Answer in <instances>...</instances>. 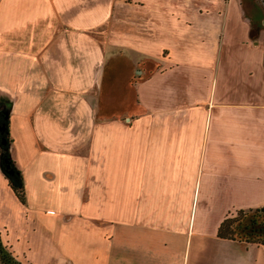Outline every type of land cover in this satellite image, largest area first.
<instances>
[{
	"label": "crops",
	"instance_id": "obj_1",
	"mask_svg": "<svg viewBox=\"0 0 264 264\" xmlns=\"http://www.w3.org/2000/svg\"><path fill=\"white\" fill-rule=\"evenodd\" d=\"M255 0H0V240L22 264H264L221 239L264 208V19ZM134 102L107 116L106 70ZM124 76L121 81L124 80Z\"/></svg>",
	"mask_w": 264,
	"mask_h": 264
},
{
	"label": "trees",
	"instance_id": "obj_2",
	"mask_svg": "<svg viewBox=\"0 0 264 264\" xmlns=\"http://www.w3.org/2000/svg\"><path fill=\"white\" fill-rule=\"evenodd\" d=\"M12 139L9 133V119L6 115L0 113V168L7 181V184L13 192L16 199L25 204V190L24 182L20 171L16 168L14 162L10 158L9 149ZM264 213L263 209L257 210H238L226 216L217 230V236L221 239L238 240L247 243H256L264 245V240L259 238H244L237 237L236 231L240 228V224L247 217L248 214ZM237 225V226H235ZM247 227H244L246 229ZM0 264H22L17 261L12 254L8 251L7 247L3 245L0 240Z\"/></svg>",
	"mask_w": 264,
	"mask_h": 264
},
{
	"label": "rangeland",
	"instance_id": "obj_3",
	"mask_svg": "<svg viewBox=\"0 0 264 264\" xmlns=\"http://www.w3.org/2000/svg\"><path fill=\"white\" fill-rule=\"evenodd\" d=\"M260 7L264 19V0H255ZM116 67H109L105 73L104 87L100 96L99 106L107 116L122 112L134 102L132 90L125 84V80L132 81L137 77L134 70H130L125 63ZM125 77L123 81L121 79ZM237 226V225H235ZM244 227H247L244 229ZM237 237L256 238L264 240V213L248 214L236 231Z\"/></svg>",
	"mask_w": 264,
	"mask_h": 264
}]
</instances>
